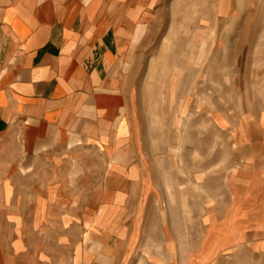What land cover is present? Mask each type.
<instances>
[{
    "label": "crops",
    "instance_id": "obj_1",
    "mask_svg": "<svg viewBox=\"0 0 264 264\" xmlns=\"http://www.w3.org/2000/svg\"><path fill=\"white\" fill-rule=\"evenodd\" d=\"M122 26L116 1L0 0V264H125L155 183L124 130ZM231 178L261 212L263 165Z\"/></svg>",
    "mask_w": 264,
    "mask_h": 264
},
{
    "label": "rangeland",
    "instance_id": "obj_2",
    "mask_svg": "<svg viewBox=\"0 0 264 264\" xmlns=\"http://www.w3.org/2000/svg\"><path fill=\"white\" fill-rule=\"evenodd\" d=\"M106 1L123 6L124 130L155 183L125 264H264V196L257 213L228 197L234 171L264 167V0Z\"/></svg>",
    "mask_w": 264,
    "mask_h": 264
}]
</instances>
